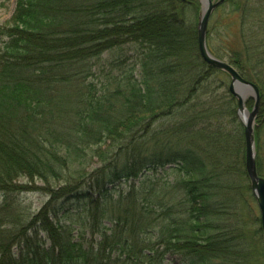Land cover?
<instances>
[{
  "label": "trees",
  "instance_id": "obj_1",
  "mask_svg": "<svg viewBox=\"0 0 264 264\" xmlns=\"http://www.w3.org/2000/svg\"><path fill=\"white\" fill-rule=\"evenodd\" d=\"M189 1L16 0L0 23V264H166L170 255L183 264L259 263L242 235L222 233L232 201L211 204L223 185L207 174L198 147L224 134L222 121L212 129L206 120L235 116L237 99L228 88L226 109L192 104L213 96L210 80L225 72L201 58ZM244 32L228 57L248 79L250 65L264 70V55L254 59L263 45L254 49ZM213 40L209 30V49L222 57ZM115 49L101 79L95 65ZM174 115L183 121L160 138L155 123ZM167 164L183 173L181 204L191 207L158 213L155 186L139 177ZM129 180L128 192H118ZM33 189L49 198L31 213L20 195Z\"/></svg>",
  "mask_w": 264,
  "mask_h": 264
},
{
  "label": "rangeland",
  "instance_id": "obj_2",
  "mask_svg": "<svg viewBox=\"0 0 264 264\" xmlns=\"http://www.w3.org/2000/svg\"><path fill=\"white\" fill-rule=\"evenodd\" d=\"M193 1V6L187 7V9L184 11L193 24H196V20L201 9V3L199 0ZM199 4L200 9L198 8ZM238 4L240 6V10H236V7L233 6L230 1L228 4L226 3V6L219 7L214 10L208 27V31L210 30L214 37L213 49H218L217 54L221 53L220 55L222 57L219 58L230 62L228 56L232 52H230L229 47L234 43V46L237 47L236 50H240L239 45L241 44L239 42L242 43L243 37L241 35L242 32L245 31L244 33H246V35L244 37L250 41L252 46H254V49H256L258 45L259 47L263 45L261 48H259L260 52L255 51L254 53V59H260L262 58L261 56L264 55V0H239ZM15 6L16 0H0V23L8 21L12 17ZM243 12H246L247 14L245 16H248V20L245 23L243 22L242 18ZM114 54H120V50L115 49L114 52L105 53L102 59L98 61L99 63L95 65L97 76H99L101 79L106 77V74H108V71L111 68L112 62L115 61V56H113ZM133 54L134 53L129 52L128 55ZM133 61L134 58L130 59L129 64ZM257 67L258 68L255 69L254 66L250 65L248 72L246 73L248 79L253 80L257 84H259V81L261 84H264V70H260L259 66ZM242 68L245 69L246 66H242ZM101 70H103L104 73L100 74ZM136 73H139L138 69L136 70ZM97 80L99 79L97 78L96 81ZM230 80V76L226 73H215L210 80V83L213 85L208 89L209 91L214 90L213 96H205L204 94L198 95V98H196L192 104L198 102L197 104L199 108H203V106L207 105L206 108L212 110H214V108H219V110H222L230 107V104L227 102L230 100L228 92ZM221 83L224 84L223 87H216ZM206 100L207 103L205 105L200 103ZM246 103L248 108L251 109L254 104V100L249 97ZM234 105L236 106L235 101ZM184 116H186V112L184 113ZM236 116L237 110L235 116L223 113L219 116L217 115L206 120L207 123L211 121L208 125L211 124L212 129L214 126H217V124L219 125L220 121H222L221 125L224 134L215 133L214 137L211 138L212 141L207 138L208 136H206L204 139H201L202 143L200 144L203 146L200 145L198 147V155L199 159L203 161V165L206 167L207 174L210 175L211 178H214V181H217L220 185H223L222 189L219 191L220 194H216L215 191V193H213V191L211 192V194L214 195V197H212L211 204H221V202H225L226 206L229 204V201L237 202L235 209L230 208L232 206V202L228 205V208H226L227 214L224 216L222 220L223 222L220 223L223 226V235H242V239L239 238V241L241 242L243 240L246 242V246L248 245L252 247V249L255 247L258 253L256 258L259 256L260 260L258 264H264V249L260 231V211L250 189V180L246 174L244 163L246 145L244 144L245 142L243 140L244 134L242 125L240 124L238 117L235 118ZM263 116L264 115H261L260 112L259 118H257L256 122V131H258V141L256 143L257 161L259 164L258 168L261 169L258 170L262 176H264ZM182 121V117L176 115L173 117H163L155 123V128L157 131H161L160 138H163L166 134V131H169L174 124ZM201 124L198 126V128L202 127ZM226 133H228V135H226ZM174 140L175 139L165 138V143L163 144H166L167 141V143H173ZM187 142H189V139ZM177 169L178 167L176 164H167L165 166L158 167L156 170L144 169L143 173L146 174L145 177L142 176L143 173L140 174L141 176L139 179L142 180L145 178L146 187L155 186L153 200L156 201V209L158 213H161L162 209L165 207L170 206H172V209L179 207H191L190 203L188 202H186L185 206L181 204V202L186 197L178 182L184 175ZM186 178L191 179L189 176H186ZM139 179L135 182L137 183ZM132 182L133 180L122 181L119 185H117L118 187L115 186V188L118 190V192L122 189H124L125 192H128L129 186L132 184ZM35 184L42 186L43 182L37 180ZM48 198L49 196L47 194L36 189L22 193L20 195L21 206H24L26 210L31 213L37 212L47 202ZM157 205H160L161 207ZM76 226L79 227V225ZM82 230H84V228ZM166 264H183V261L178 255H170V257H168L166 260ZM255 264H257V262H255Z\"/></svg>",
  "mask_w": 264,
  "mask_h": 264
},
{
  "label": "water",
  "instance_id": "obj_3",
  "mask_svg": "<svg viewBox=\"0 0 264 264\" xmlns=\"http://www.w3.org/2000/svg\"><path fill=\"white\" fill-rule=\"evenodd\" d=\"M225 0H200L201 10L197 20V40L199 53L209 66L226 72L231 80L229 91L238 101L237 117L244 129L245 136V167L250 180V188L260 211L262 240L264 245V177L257 168L256 120L261 105V92L256 83L242 74L228 61L214 55L208 46L207 34L210 18L214 10ZM254 100L251 109L246 105L248 98Z\"/></svg>",
  "mask_w": 264,
  "mask_h": 264
},
{
  "label": "flooded vegetation",
  "instance_id": "obj_4",
  "mask_svg": "<svg viewBox=\"0 0 264 264\" xmlns=\"http://www.w3.org/2000/svg\"><path fill=\"white\" fill-rule=\"evenodd\" d=\"M226 1H227V0H226ZM226 1H225L222 5H220L219 7H222V6L226 3ZM182 2H183V3H187V4H188V3H192V2L189 1V0H183ZM219 7H218V8H219ZM258 115H259V113H258Z\"/></svg>",
  "mask_w": 264,
  "mask_h": 264
}]
</instances>
